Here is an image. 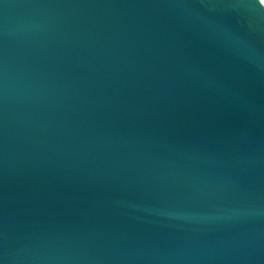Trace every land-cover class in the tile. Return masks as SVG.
Here are the masks:
<instances>
[{"label": "water", "instance_id": "water-1", "mask_svg": "<svg viewBox=\"0 0 264 264\" xmlns=\"http://www.w3.org/2000/svg\"><path fill=\"white\" fill-rule=\"evenodd\" d=\"M0 264H264L261 0H0Z\"/></svg>", "mask_w": 264, "mask_h": 264}, {"label": "rangeland", "instance_id": "rangeland-1", "mask_svg": "<svg viewBox=\"0 0 264 264\" xmlns=\"http://www.w3.org/2000/svg\"><path fill=\"white\" fill-rule=\"evenodd\" d=\"M262 2H263V4H264V0H261Z\"/></svg>", "mask_w": 264, "mask_h": 264}, {"label": "bare ground", "instance_id": "bare-ground-1", "mask_svg": "<svg viewBox=\"0 0 264 264\" xmlns=\"http://www.w3.org/2000/svg\"><path fill=\"white\" fill-rule=\"evenodd\" d=\"M262 2V1H261ZM263 3V2H262Z\"/></svg>", "mask_w": 264, "mask_h": 264}]
</instances>
